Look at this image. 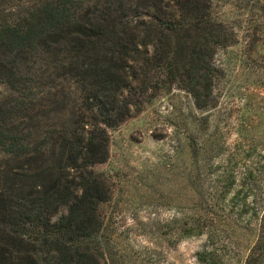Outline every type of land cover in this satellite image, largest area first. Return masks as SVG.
Returning a JSON list of instances; mask_svg holds the SVG:
<instances>
[{"label":"trees","instance_id":"trees-1","mask_svg":"<svg viewBox=\"0 0 264 264\" xmlns=\"http://www.w3.org/2000/svg\"><path fill=\"white\" fill-rule=\"evenodd\" d=\"M214 1L0 0V264H102L110 189L93 167L109 129L139 110L132 84L153 71L214 106L215 52L236 42ZM226 157L216 194L239 214L238 262L264 264V155ZM191 222L182 236L206 235L198 262L225 264L212 219Z\"/></svg>","mask_w":264,"mask_h":264},{"label":"rangeland","instance_id":"rangeland-1","mask_svg":"<svg viewBox=\"0 0 264 264\" xmlns=\"http://www.w3.org/2000/svg\"><path fill=\"white\" fill-rule=\"evenodd\" d=\"M213 12L236 38L214 55V106L197 110L186 91L153 71L132 84L139 110L109 129L108 158L93 167L110 189L100 205L102 264H201L196 253L206 235L181 234L199 216L211 218L222 235L219 252L230 253L225 264H240L239 214L221 209L227 198L216 192L228 153L261 161L264 155V0H216ZM236 160L228 166L241 172Z\"/></svg>","mask_w":264,"mask_h":264}]
</instances>
